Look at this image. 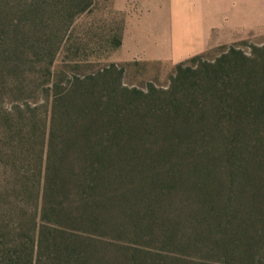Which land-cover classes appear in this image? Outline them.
Masks as SVG:
<instances>
[{"label":"trees","instance_id":"trees-1","mask_svg":"<svg viewBox=\"0 0 264 264\" xmlns=\"http://www.w3.org/2000/svg\"><path fill=\"white\" fill-rule=\"evenodd\" d=\"M94 4L95 0H0V60L5 67L10 64L16 69L20 61L34 57L41 63L53 64L75 17L92 10ZM121 44L119 39L117 46ZM263 70L258 59L231 46L214 62L205 60L202 54L180 62L169 91H157L154 87L146 93L131 90L122 86L121 76L113 82L101 81L113 73L110 70L107 74L99 73V80L90 76L97 80L95 84L88 85V80L78 78L84 85L79 88L62 89L55 83L58 92L48 106L49 129L44 134L48 146L44 145L38 162L41 188L37 198L47 221L41 227L37 222L32 225L39 246L32 237L23 247L15 243L18 251L13 254L3 237L0 263L99 264L93 253L85 261L81 259L80 234L67 235V226H81L91 244L98 233L107 228L113 231L114 226L107 219L108 214L116 211L113 186L129 184V177L137 174L135 164L131 163L136 161L139 166L147 164L148 172H155L159 162L161 166L169 165L176 172L170 176L174 181L169 182L193 186L194 191L199 185L206 205L230 207L224 197L227 189L235 191L237 201L247 200V185H253L261 190V196L255 193L254 200L250 199L258 202L250 203L254 205L250 220H263L259 217L264 214ZM97 86L99 90L95 92ZM17 117L9 113L4 121L20 142L26 139L31 143L37 135L35 115L21 113ZM158 130V137L163 140L159 148L162 156L149 162L141 155L139 160L131 158L127 144L133 146L134 141H125V145L116 141L125 136L134 140ZM73 149L81 154L70 155ZM125 152L127 158L122 155ZM221 164L230 170V179L221 172L225 168ZM139 174L137 178L144 173ZM152 178L151 184L158 188L162 179ZM140 181L149 182L150 177ZM193 181L195 185L191 184ZM50 217L54 226L47 223ZM244 219H239L233 229L249 232V219ZM62 223L67 225L65 229Z\"/></svg>","mask_w":264,"mask_h":264},{"label":"rangeland","instance_id":"rangeland-1","mask_svg":"<svg viewBox=\"0 0 264 264\" xmlns=\"http://www.w3.org/2000/svg\"><path fill=\"white\" fill-rule=\"evenodd\" d=\"M211 3L204 10L182 13L181 10L141 8L139 0L129 1L125 9L118 8L117 0H95L92 10L75 17L53 64L41 63L34 57L20 61L16 69L10 64L5 67L0 60V71H3L0 73V241L3 237L7 239L13 254L18 251L15 243L23 247L32 237L37 246L39 239L32 225L37 222L41 227L47 221V217L43 219L37 198L41 188L38 162L44 145L48 146L44 134L49 129L48 106L58 92L55 83L62 89L79 88L84 85L78 78L88 80L91 85L97 83L99 73L107 74L110 70L113 73L101 81L113 82L121 76L122 86L131 90L146 93L154 87L157 91H169L180 62L198 54L214 62L231 46L264 65V0H213ZM132 20L137 37L149 34V42L123 44ZM119 39L122 44L117 46ZM196 65L201 67V63ZM90 76H96L97 80H91ZM97 89L98 86L95 92ZM9 113L13 117L21 113L35 115L37 135L31 143L26 139L20 142L11 133L4 121ZM14 123L12 126L17 129ZM159 132L134 140L125 136L116 141H134L133 146L127 144L131 158L138 159L141 155L149 162L162 156L159 148L163 140L158 137ZM76 152L81 154L74 150L70 155ZM125 153L122 155L127 158ZM131 163L135 164L137 174L129 177V184L113 186L116 211L107 216L113 231L107 228L98 233L91 244L81 226L69 224L71 228L62 223L63 229L69 227L67 235L80 234L82 260L93 253L99 264H264V214L258 222L250 220L249 214L254 206L250 203H258L253 200L255 193L260 195V189L248 184L245 195L249 198L238 201L235 191L227 189L224 197L230 207L206 205L199 185L194 191L193 186L169 182L174 181L170 176L176 173L169 165L161 166L159 162L155 172H148L147 164ZM221 172L230 179V170L225 167ZM139 173L144 174L137 178ZM153 176L162 179L158 188L151 184ZM145 177H150V181H140ZM191 184L195 185L196 181ZM242 217L245 222L249 219L247 233L233 229ZM48 221L54 226L53 217ZM34 256L36 259V253Z\"/></svg>","mask_w":264,"mask_h":264},{"label":"crops","instance_id":"crops-1","mask_svg":"<svg viewBox=\"0 0 264 264\" xmlns=\"http://www.w3.org/2000/svg\"><path fill=\"white\" fill-rule=\"evenodd\" d=\"M134 0H117L118 8L125 9L126 4L128 2ZM141 8L150 9L156 8L157 10H181L182 13H190V11L202 9L208 7V4L213 0H139ZM163 3H165L163 5ZM212 4V3H211ZM134 20L129 24L127 31L125 33V37L123 38V44H129L131 46L132 43L137 42H149L151 40V36L143 35L137 37V29L135 30L133 27Z\"/></svg>","mask_w":264,"mask_h":264}]
</instances>
